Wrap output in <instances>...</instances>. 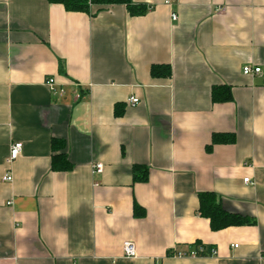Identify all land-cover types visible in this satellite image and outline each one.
Wrapping results in <instances>:
<instances>
[{
  "label": "crops",
  "instance_id": "crops-1",
  "mask_svg": "<svg viewBox=\"0 0 264 264\" xmlns=\"http://www.w3.org/2000/svg\"><path fill=\"white\" fill-rule=\"evenodd\" d=\"M131 1L148 10L0 0V264H264V0ZM152 65L171 76L152 78ZM213 86L231 101L213 104ZM213 134L234 142L207 151ZM52 139L70 171L51 170ZM136 165L147 182H132ZM202 192L256 224L212 232ZM197 245L215 256H175Z\"/></svg>",
  "mask_w": 264,
  "mask_h": 264
},
{
  "label": "trees",
  "instance_id": "trees-1",
  "mask_svg": "<svg viewBox=\"0 0 264 264\" xmlns=\"http://www.w3.org/2000/svg\"><path fill=\"white\" fill-rule=\"evenodd\" d=\"M49 4L60 5L66 12L70 13H84L92 14V9L96 8L98 13L103 8L113 6H123L129 16L138 17L143 16L148 10L145 5H135L131 0H45ZM93 13V14H95ZM150 76L152 78L164 79L171 76V69L168 65H152L150 67ZM210 99L213 104H223L231 101V89L226 86H213L210 90ZM122 104L115 105L114 115L119 117L122 115ZM234 142V135L232 134H213L211 143L206 147L210 151L213 145L217 144H231ZM65 144L62 140H51V170L53 172H68L72 169V165L67 159L64 152ZM148 180V170L142 166L132 167V182L145 183ZM198 209L197 214L208 220L209 228L212 232L222 231L231 227L254 226L256 221L253 217L242 215L239 213H232L226 211L218 196L212 192H202L197 194ZM134 218H144L145 210L134 203L133 205ZM205 253H208L212 248L203 245ZM204 256V255H203ZM202 256V257H203Z\"/></svg>",
  "mask_w": 264,
  "mask_h": 264
},
{
  "label": "built area",
  "instance_id": "built-area-1",
  "mask_svg": "<svg viewBox=\"0 0 264 264\" xmlns=\"http://www.w3.org/2000/svg\"><path fill=\"white\" fill-rule=\"evenodd\" d=\"M171 19L172 21H176L177 17L176 15L172 14L171 15ZM242 72L244 75L247 76H251V75H257L260 73V69L259 68H251L249 66H245L242 69ZM46 86L49 87V89L51 90L52 95L55 97H63L65 92L62 88H56V83L54 81V79L52 77L48 78L45 81ZM83 96V92L78 90L77 92L74 93V100L78 101L80 98H82ZM128 104H130V106H135L136 104H138V99L135 98H130L128 100ZM22 149V144L21 143H14L10 146V150H9V157H8V162H12L14 161L17 156L19 155L20 151ZM103 171V165L101 163H95L92 166V174L93 175H99L101 174ZM4 182H11L12 181V177L10 173H7L6 175H4L3 179ZM244 183H248V179H244ZM122 253L123 256L127 259H134L137 257V252L135 249V246L129 242L126 241L122 244ZM205 250L202 247H195L194 249H192L189 252L186 253H176L175 256L178 257H188V258H200L202 257H208V256H215L216 251L214 249H211L208 253L204 254Z\"/></svg>",
  "mask_w": 264,
  "mask_h": 264
}]
</instances>
